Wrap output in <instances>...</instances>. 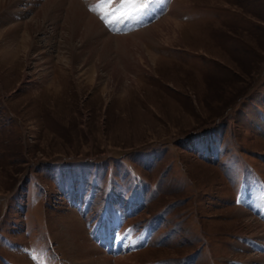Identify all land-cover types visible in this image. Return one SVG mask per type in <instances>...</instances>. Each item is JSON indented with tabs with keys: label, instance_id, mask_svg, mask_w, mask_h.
Instances as JSON below:
<instances>
[{
	"label": "rangeland",
	"instance_id": "1",
	"mask_svg": "<svg viewBox=\"0 0 264 264\" xmlns=\"http://www.w3.org/2000/svg\"><path fill=\"white\" fill-rule=\"evenodd\" d=\"M67 1L14 0L13 12L0 10V264H76L63 226L81 218L99 247L92 238L106 236L88 225L107 206L119 235L148 226L140 250L102 249L129 264H264L263 233L240 214L264 224L263 205L249 192L238 203L245 186L264 180V0H172L179 40L137 35L93 44L76 60L70 50L89 40L75 36ZM77 1L113 37L157 24L172 2L155 15L154 0L124 8L109 0L95 11L98 0ZM29 21L30 49L5 32ZM43 76L61 93L45 90Z\"/></svg>",
	"mask_w": 264,
	"mask_h": 264
},
{
	"label": "bare ground",
	"instance_id": "2",
	"mask_svg": "<svg viewBox=\"0 0 264 264\" xmlns=\"http://www.w3.org/2000/svg\"><path fill=\"white\" fill-rule=\"evenodd\" d=\"M17 1V0H16ZM51 1V0H50ZM172 1V0H171ZM12 2H14V0H0V10L1 11H6V10H10V12L12 10H14L16 8V3L14 2V4H12ZM68 4H67V8L65 6V8L67 9V11L65 12V16L70 19V17H72L73 21H74V24L76 25L77 27V30L75 29V36L76 37H79L81 39H83L84 37H88L87 39L89 40V43L86 45V46H82L80 45L82 43V41L80 42V46H74V49L71 51L70 50V55L71 57L76 60L79 58V56L82 54V52L84 50L87 49L88 52H91L94 50L95 46L97 43H102L103 47H107L108 44L110 42H112L114 40V42H119V43H123V42H126V41H129L131 39V37H135L137 35L139 36H142V38H148L150 39L151 41H154V42H157V43H164V42H167V41H171V40H175L176 38L179 40L180 38V34H179V30L181 29V24H179L175 19H174V12L175 11V4L173 3V1L171 2V10H169L170 12H168V14L164 15L165 17H163V19L158 22L157 24H154V25H151L149 28H146V29H143L137 33H134V34H131L129 36H125V37H120V36H111L109 34L106 33V31L104 30V28L102 27V25L90 14H88L85 9L82 8V6L80 5V3L77 1V0H68L67 1ZM165 3H162V0H159V3H158V6L155 5V3L153 5H155V7H153V5H151L150 9L152 10H156L154 11L155 15L158 14V9H164V8H168V0H165ZM16 4V5H15ZM166 6V7H165ZM42 9V8H41ZM47 9V8H46ZM167 10V9H166ZM45 11V10H44ZM172 11V12H171ZM13 12V11H12ZM17 12V11H16ZM166 12V11H164ZM39 13V12H38ZM9 14V13H8ZM21 13H18V18L20 19L21 18ZM2 16V15H1ZM10 18V20L13 18H15L16 20H19L15 17V13H10L8 15ZM20 16V17H19ZM51 17V16H50ZM55 17V16H53ZM177 17V16H175ZM22 19V18H21ZM34 19V18H33ZM15 20V21H16ZM12 22V21H11ZM69 25V24H68ZM22 28V29H21ZM132 28V27H131ZM70 29V28H69ZM12 30L14 31L13 34L14 35H11L12 38L16 39V36H18L19 34H21V40L22 42L21 45L22 47H28L30 49V47L28 46L29 43H30V40H31V36H32V31H34V24L29 21V22H21V23H17V24H14L12 25V28H9L7 30H5V32H7L8 34L12 32ZM20 30H23L22 33H20ZM73 32V31H72ZM37 33V32H36ZM73 34V33H72ZM74 36V34H73ZM72 36V37H73ZM83 38H82V37ZM19 37V38H20ZM141 38V37H140ZM143 38V39H144ZM86 39V38H85ZM137 39V37H136ZM84 42V41H83ZM132 42V41H131ZM57 43V42H56ZM86 43V42H84ZM133 43V42H132ZM46 44V43H45ZM51 44V43H50ZM95 46H94V45ZM129 44V43H128ZM53 45V44H52ZM59 45V44H57ZM64 45V44H63ZM110 45V44H109ZM127 45V43H126ZM60 46V45H59ZM121 46V45H120ZM32 47V46H31ZM51 47V46H50ZM62 47V46H60ZM59 47V48H60ZM102 47V48H103ZM127 47V46H126ZM48 48V47H47ZM63 48V47H62ZM61 48V49H62ZM67 48V47H66ZM33 49V48H32ZM46 49V48H45ZM54 49V48H53ZM57 49V48H55ZM65 49V47H64ZM68 51H69V48H67ZM124 49V48H123ZM127 49V48H126ZM39 50V49H38ZM60 50V49H59ZM4 51V50H3ZM17 51V50H16ZM15 51V52H16ZM41 51V50H40ZM38 51V53L40 52ZM48 51V50H47ZM46 51V53H47ZM53 51V50H52ZM62 51H66V50H63ZM61 51V52H62ZM67 51V52H68ZM42 52V51H41ZM66 52V53H67ZM98 52V51H96ZM17 53V52H16ZM43 53V52H42ZM95 53V52H94ZM37 54V53H35ZM40 54V53H39ZM61 56L63 57L65 54L64 53H60ZM59 54V56H60ZM124 54V53H123ZM43 55V54H42ZM46 55V54H45ZM121 55V54H120ZM16 56V55H15ZM35 56V55H34ZM38 56V55H37ZM53 56V55H50L49 58ZM58 56V57H59ZM45 57V56H44ZM48 57V56H47ZM85 57V56H84ZM36 58V57H34ZM40 58V57H38ZM64 58V57H63ZM32 59V58H31ZM37 59V58H36ZM44 59V58H43ZM143 59V58H142ZM148 59L149 62L151 63L152 62V59L153 58V55L152 54H148ZM35 59H32L30 61H34ZM42 60V59H40ZM48 60V59H46ZM29 61V59H28ZM35 62H38L35 61ZM95 62V61H94ZM139 62V61H138ZM29 63V62H28ZM97 63V61H96ZM140 63V62H139ZM36 65V64H35ZM34 65V66H35ZM95 68L92 69L94 72H96V68L97 66L96 65H93ZM139 66V65H138ZM137 67V66H136ZM47 68V67H46ZM45 68V69H46ZM90 69V71H92ZM112 70L114 68H111ZM44 70V69H42ZM86 71V70H85ZM45 74V73H44ZM113 76V75H112ZM45 76H43V78L41 79V82H44L46 79L44 78ZM112 78V77H111ZM129 79V78H127ZM106 80V79H105ZM112 80V79H111ZM131 83H133V80L129 79ZM46 82V81H45ZM110 83V82H109ZM46 87H45V90L47 91H51L53 92L54 95H57L60 88L59 86L56 84V81L52 80V81H48L46 82ZM107 84V83H106ZM115 84V83H114ZM122 85V84H121ZM114 87V86H113ZM120 94L121 93H126L127 92V87L126 85L123 86L121 88V90L119 91ZM61 93V92H59ZM249 196V195H248ZM252 196V195H251ZM247 197V196H245ZM243 198V199H246V198ZM254 199V198H253ZM257 199V198H256ZM255 199V200H256ZM248 200V198L246 199ZM257 203V202H256ZM256 203L253 201V208L257 209L258 208V205H256ZM245 205V204H244ZM243 205V206H244ZM243 206H240V208H243ZM244 207H247V205H245ZM248 208V207H247ZM263 206L260 208V211H263ZM247 210V209H246ZM243 210L241 209V212L240 214L249 218L250 220V223L248 224L253 230H255V234L254 235H259V233H263V236H264V224L262 222H260L258 219V223L254 220V217L251 215V212L249 210ZM259 210V209H258ZM253 214V213H252ZM252 216V217H251ZM256 219V218H255ZM247 221V220H246ZM108 232L106 233V237L105 239L110 236L114 239V242H112L109 246V249L110 251L113 253V255H118L119 253V249L123 246H125V243L128 242V240H126L125 242L122 241V240H118V238L116 237L115 235V232H114V228H111L110 225L111 223L108 221ZM114 224V223H113ZM116 225V224H115ZM62 235L63 237L66 239L68 245H70V248H71V256L74 258V260L76 259V264H129L128 262H126L125 260H123L122 257V260L120 258H113L111 256H108L106 255L105 253L107 252V254L110 252L106 251L104 252L103 254V251L102 249L103 248H100V247H103V243L104 241H97V236H95L93 239V242L99 246V247H96L93 243L90 242V239L88 238V236L86 235V233H83V224L81 222V218L79 217H76L74 214H71L69 216V219L67 220V223L63 226V231H62ZM95 235V234H94ZM261 236V235H260ZM112 238H110V240H112ZM256 241L258 239H255ZM253 238H251L249 241L250 242H256ZM261 244L263 245L264 244V241L261 240ZM249 242V243H250ZM243 243V242H242ZM244 244V243H243ZM252 245V244H251ZM236 247L240 248V249H243V250H248V248L243 245L242 247L237 244ZM262 258V257H261ZM125 259V258H124ZM248 259V258H247Z\"/></svg>",
	"mask_w": 264,
	"mask_h": 264
},
{
	"label": "snow or ice",
	"instance_id": "3",
	"mask_svg": "<svg viewBox=\"0 0 264 264\" xmlns=\"http://www.w3.org/2000/svg\"><path fill=\"white\" fill-rule=\"evenodd\" d=\"M109 3V0H98V3L96 5L95 8H93L92 10H96L97 8L103 7L105 5H107ZM117 3L120 4V8H124L130 5H135L137 3H144V0H117ZM120 9H117V11H119ZM137 11H139V9H137ZM110 15H115L114 12L109 13ZM125 18H130V14L128 16H121L120 19H125ZM100 19L102 21H104L106 24L108 23L107 19L105 18V16L100 15Z\"/></svg>",
	"mask_w": 264,
	"mask_h": 264
}]
</instances>
